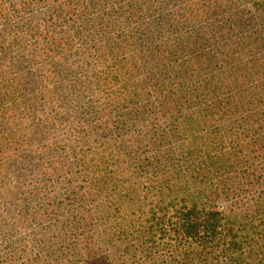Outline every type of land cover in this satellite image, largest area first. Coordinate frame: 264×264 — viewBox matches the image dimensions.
I'll return each instance as SVG.
<instances>
[{"label": "trees", "instance_id": "trees-1", "mask_svg": "<svg viewBox=\"0 0 264 264\" xmlns=\"http://www.w3.org/2000/svg\"><path fill=\"white\" fill-rule=\"evenodd\" d=\"M135 2L0 0V59L17 47L22 65L0 78L28 95L38 71L46 109L75 135L72 161L58 155L59 139L24 152L51 184L17 176L0 186L22 203L0 208V264H152L147 239L117 240L100 220L109 173L133 167L183 202L164 224L173 257L163 264H264V0H156L164 7L144 29L120 25ZM107 8L110 29L73 30ZM67 17L73 24L59 30ZM11 28L20 39H8ZM73 52L79 63L67 61ZM23 100L19 108L34 109ZM81 143L95 150L84 161Z\"/></svg>", "mask_w": 264, "mask_h": 264}, {"label": "rangeland", "instance_id": "rangeland-1", "mask_svg": "<svg viewBox=\"0 0 264 264\" xmlns=\"http://www.w3.org/2000/svg\"><path fill=\"white\" fill-rule=\"evenodd\" d=\"M125 4L124 1L121 2V6H125ZM163 7L156 0H139V2H135L130 7V10L133 12L132 19L125 20V22L124 20L120 21L119 24L123 25L125 23L127 28H132L135 27L133 25L135 21L138 26L144 29L145 22L156 18ZM108 9H101L102 12L100 14H92L91 18H87L85 28L78 27L81 24V19H78L77 25L73 30L88 32L103 30L105 28L110 29L112 25H116V22L112 23L109 14H105V11ZM139 16L141 17L139 18ZM90 22L93 25L88 27ZM57 24L62 27L59 30L67 31L70 28L69 26L73 24V21L70 17H67ZM14 29L11 28L9 31L8 39H20L16 37V30ZM12 51L14 54V56L12 55V59L8 60L6 57L0 59V71L10 69L16 71L18 75V72H20L19 66L22 67V65L16 60H19L21 52L17 47H13ZM79 60L81 59L75 56L74 52L69 54L67 58V61L73 63H79ZM26 66L24 69L26 73L35 72L33 66L30 64ZM98 71H104V78H108L110 75V70L99 68ZM23 74H25V71ZM39 74L37 71V77L34 78V82L38 81V88L40 90L36 89V92L30 93L25 91L28 95L23 94L21 91H14V88H17L14 83L3 82L0 78V150L5 148L8 153V156L2 161V155H0V171L2 170V174H0V186L7 182L9 183L10 180H15L17 176H20L22 182H33L41 186L52 183L51 180H45L36 171L29 169V165L26 164V158L24 157V154L28 153L29 147L34 149L38 145L54 146L56 140L59 139L61 148L58 150V155L62 153V159L63 157H68V161L74 160L65 151V147L70 141L71 143L73 142L75 136L74 132L69 129L70 122L63 118L62 114L55 112L51 115L50 110L46 109L45 104L52 99V96L48 92L49 87L46 85L43 77L44 85L40 84L42 79ZM6 75L12 78L13 73L10 72L9 75L8 73ZM26 98L33 101L34 109L28 106H26V109L19 108L22 100ZM47 116L52 117L51 121L53 122L41 126L42 120ZM68 116H72L71 110ZM53 123L56 126H53ZM81 144L77 149V159L84 161L85 158H91L95 150L91 146L84 143ZM121 155L125 156L123 151ZM18 164L21 165L18 166ZM78 170V168H75L74 172ZM109 174L115 178V184L111 183L110 189L106 190L103 195V211L100 220L106 225L105 228H109L115 232L114 236L117 240L123 239L130 244H133L136 240L139 242V239L142 237L143 241L147 239L149 242L146 246L150 249L146 248V250L147 254H151L150 251L152 252V264H163L165 261L172 260L173 255L166 246L172 232L166 233L164 231L165 228L170 230V227L164 224H168L169 221H175V209L179 208L183 202L180 199H174L171 203L173 197H166V191L163 193L160 190L159 184L152 173H137L133 167L130 173H126L124 170L120 171L119 169L115 174ZM109 174L106 175V179L111 180ZM62 175L69 178V170ZM131 186L135 190L129 189ZM121 194L129 195L124 198V201H128L127 203L122 200ZM32 201L36 204V198L32 199ZM18 204H22L18 197L0 196V208H6L9 213L17 209Z\"/></svg>", "mask_w": 264, "mask_h": 264}]
</instances>
